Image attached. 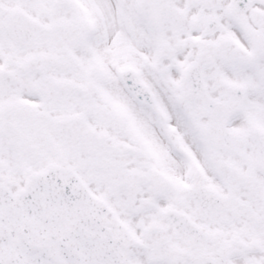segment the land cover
<instances>
[{"label": "snow or ice", "instance_id": "obj_1", "mask_svg": "<svg viewBox=\"0 0 264 264\" xmlns=\"http://www.w3.org/2000/svg\"><path fill=\"white\" fill-rule=\"evenodd\" d=\"M0 264H264V0H0Z\"/></svg>", "mask_w": 264, "mask_h": 264}]
</instances>
